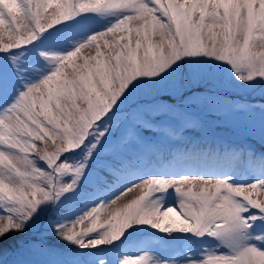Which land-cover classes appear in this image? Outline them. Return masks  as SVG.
Masks as SVG:
<instances>
[{
    "label": "snow or ice",
    "instance_id": "1",
    "mask_svg": "<svg viewBox=\"0 0 264 264\" xmlns=\"http://www.w3.org/2000/svg\"><path fill=\"white\" fill-rule=\"evenodd\" d=\"M211 113L264 144V0H0V264H264V152Z\"/></svg>",
    "mask_w": 264,
    "mask_h": 264
},
{
    "label": "rangeland",
    "instance_id": "2",
    "mask_svg": "<svg viewBox=\"0 0 264 264\" xmlns=\"http://www.w3.org/2000/svg\"><path fill=\"white\" fill-rule=\"evenodd\" d=\"M51 11V10H50ZM103 19L99 21V23L96 25L97 27H100L102 23H105ZM156 39V38H154ZM90 51V49H84L82 50V54H87ZM94 54V53H93ZM255 103H260L258 96L252 101ZM205 120L207 121L205 127L209 129L210 136H206L205 132L200 129L196 128V130L199 131H187L185 132L184 136L190 138V140L194 142H199L200 139H210L214 138L216 140H221L223 142L227 143H244L246 146H256L261 151H264V144H262L258 137H252L248 136L242 126H237L236 124L232 123L230 120H228L223 113H211L208 114L205 117ZM146 136H152L153 134L150 132L144 133ZM179 141V140H178ZM180 143L181 142L179 141ZM179 143V144H180ZM135 192L129 194L126 198H123L120 203L123 204L126 202L127 199H131L134 197ZM107 213L103 214L101 216V221L106 219ZM35 234L29 233L27 234L23 239L25 240H31ZM147 241H151L150 245L142 248L139 247H132L127 250V254L129 255H136L141 254L142 251H150L156 255H159L163 258L176 261H181L184 259L185 255V249L183 247V244L181 242H172L170 244H162L157 243L155 241L158 240L157 237L153 236L152 234H145L143 237ZM212 242H209L211 244ZM199 248V245L196 246ZM3 257L0 256V260H2ZM42 257H39L37 255H34L32 253L24 252L22 254H12L9 253L4 257V264H39V262L42 260Z\"/></svg>",
    "mask_w": 264,
    "mask_h": 264
}]
</instances>
